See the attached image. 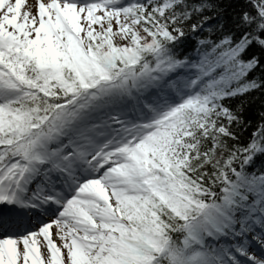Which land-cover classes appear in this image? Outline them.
<instances>
[{"label": "snow or ice", "instance_id": "snow-or-ice-1", "mask_svg": "<svg viewBox=\"0 0 264 264\" xmlns=\"http://www.w3.org/2000/svg\"><path fill=\"white\" fill-rule=\"evenodd\" d=\"M0 264H264V0H0Z\"/></svg>", "mask_w": 264, "mask_h": 264}, {"label": "trees", "instance_id": "trees-1", "mask_svg": "<svg viewBox=\"0 0 264 264\" xmlns=\"http://www.w3.org/2000/svg\"><path fill=\"white\" fill-rule=\"evenodd\" d=\"M252 95H256L255 93H253ZM259 105H260V101L257 100L255 102V104H252L249 108H248V111H247V116L248 118L252 119L253 121H255L256 117H255V112L256 110L259 108ZM247 135V134H246Z\"/></svg>", "mask_w": 264, "mask_h": 264}]
</instances>
